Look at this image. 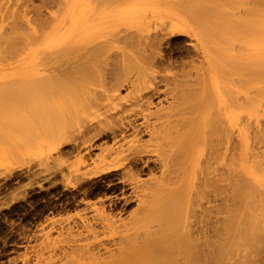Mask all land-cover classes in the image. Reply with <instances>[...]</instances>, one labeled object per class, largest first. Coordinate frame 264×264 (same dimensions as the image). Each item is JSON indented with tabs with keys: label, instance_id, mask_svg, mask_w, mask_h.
<instances>
[{
	"label": "bare ground",
	"instance_id": "6f19581e",
	"mask_svg": "<svg viewBox=\"0 0 264 264\" xmlns=\"http://www.w3.org/2000/svg\"><path fill=\"white\" fill-rule=\"evenodd\" d=\"M146 1L0 0L1 42L30 45L32 55L27 72L14 71L1 84L20 82L21 75L34 81L43 77L39 45L55 27V16L43 12L54 5L65 10L67 28L80 34L83 46L62 53L66 66L59 73L79 83L81 95L93 91L88 105L81 95L73 105L77 169L81 174L121 170V180L140 192L138 208L127 220L110 216L104 207L82 219L81 229L64 240L62 253L72 254L65 263L264 264V176L252 167L243 171L248 135L239 125L238 97L239 72L264 88V0L260 6L254 0L251 6L252 0L246 5L162 0L171 4L162 29L191 36L199 59L188 69L160 76L156 73L167 66L152 54L157 33L150 32L155 21L144 14ZM239 33L250 36L248 63L237 53ZM115 42L125 48L106 55ZM121 75L132 78L123 96L112 91ZM87 84L98 89L86 91ZM152 93H161L166 105L157 107ZM96 136L106 140L93 155ZM254 141L264 145V136ZM138 163L141 170L154 163L159 175L138 178L132 170ZM258 167L264 173V157ZM252 210L263 212L261 218Z\"/></svg>",
	"mask_w": 264,
	"mask_h": 264
},
{
	"label": "rangeland",
	"instance_id": "374dc122",
	"mask_svg": "<svg viewBox=\"0 0 264 264\" xmlns=\"http://www.w3.org/2000/svg\"><path fill=\"white\" fill-rule=\"evenodd\" d=\"M247 1L240 0V4L246 5ZM254 1L256 6L261 2ZM31 2L37 4L40 0ZM252 2L248 6L253 5ZM142 7L144 14L155 21H151L150 26V32L157 33L151 38L157 42L151 47L152 54L162 58L167 66V71H158L157 76L188 69L195 64L199 58L193 46L194 39L181 33L173 36L162 29L169 21L167 13L171 4L147 0ZM242 7L239 6L238 10L245 16ZM47 11L55 16L51 24L55 27L48 33L44 45H39L37 64L43 75L39 80L21 75L20 82L9 86L1 84L10 81L14 71L27 72L32 55L30 45H9L0 40V264H66L72 254L68 251L62 253L64 240L81 229L82 219L92 217L96 208L104 207L110 216L127 220L139 203L140 192L129 181L121 180V170L81 174L77 169L79 133L73 105L83 91L73 78H66L59 71L66 66L62 63V53L81 49L83 44L78 42L83 40L78 32L68 30L71 23L65 10L54 5L43 13ZM61 18L64 19L57 22ZM249 38L248 33H239L235 42L238 44L237 53L245 63L249 62L245 57L251 52L247 44ZM120 48H125L124 44L115 42L106 55L110 52L120 54ZM41 59L47 64L40 65ZM123 76L117 79L112 90L120 96L131 89L129 80L132 78ZM238 76L239 125L248 135L243 171L252 167L257 174L264 176L258 167V161L264 157V145L254 141L256 136H264V88L246 80L243 72ZM156 84L162 92L164 86L160 77L156 78ZM93 88L98 89L87 84L86 91ZM92 95L90 90L81 97L85 102L88 100V105ZM151 99L158 103L157 107L167 103L161 93H152ZM86 126L89 128V123ZM98 137L93 139L96 144L93 155L106 140ZM147 137L142 136L143 139ZM141 165L138 163L132 170L142 180L149 181L160 173L154 163H151L150 170H141ZM89 166L87 164L85 168ZM252 212L259 219L264 211Z\"/></svg>",
	"mask_w": 264,
	"mask_h": 264
}]
</instances>
